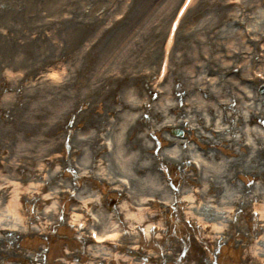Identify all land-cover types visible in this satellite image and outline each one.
Segmentation results:
<instances>
[{
	"label": "rangeland",
	"instance_id": "obj_1",
	"mask_svg": "<svg viewBox=\"0 0 264 264\" xmlns=\"http://www.w3.org/2000/svg\"><path fill=\"white\" fill-rule=\"evenodd\" d=\"M197 1L213 4L209 8L203 6L196 8L190 16L183 15L179 20L180 25L172 36L174 47L167 55L169 60L165 72L162 66L166 57V45L165 41L158 37L169 36L170 25L175 19L178 5L175 8L169 6L168 13L164 10V14L161 13L160 16L154 14L136 16V25L139 24L140 27L142 24L145 27L144 31L138 33L134 32L131 22L134 11H140L139 6L134 5L131 8L133 11L128 13L124 10L126 7L123 8L127 4L126 0H87L88 4L84 8H88L90 21L98 18L101 23L97 24L103 26L102 30L109 29L110 33H107L105 40H98L95 36L89 37L85 42L80 40V43L76 44L77 53L74 54L73 49V52L68 51L67 55L66 52L55 55L47 53L38 43L35 44L36 47L29 48L26 54L20 56L19 53L0 49V114L7 111L5 118L7 121L0 120V214L3 216L2 212L17 199L20 200V204L15 211L24 218L35 211L37 204L33 191L29 189H32L35 183H40L41 198L54 194L59 197L56 201L58 203L55 202L58 209L57 224L47 230V235L38 232L35 235L26 234L25 237L19 234V238H14L0 227L1 264H58V262L127 264L122 259V251L116 248L123 242L128 248L138 251L137 255H134L136 263L139 261L143 264H264V216L261 214L264 211V199L234 202V208H230L232 203L225 204L224 211L236 209V212L233 214L225 212L219 222L213 219L203 221L198 215L186 214L184 203L186 199L184 191L198 188L188 185L186 177L192 178L195 172L191 159L197 158L194 147L197 149L199 147L197 143L205 141L199 136L200 132L206 131L209 136L212 134L207 127L202 128L203 123L198 121L206 118L207 110L212 107L211 103H215L216 107L225 113L232 111V116L238 115L237 110H233L232 105L228 104L229 101H224L223 97L218 98L217 93H212L216 91L214 89L224 82L230 87L235 86L237 82L243 85L253 83L254 86L249 90H257V93L264 95L263 86L257 85L264 83V16L259 17L261 7L264 8V0H193L187 10L195 8L194 3ZM32 3L34 8L37 6L36 15L30 14L34 10L31 8L24 16L20 13L13 15L11 22L7 16L1 19L3 37L12 39L18 35L20 20L23 17L28 20L34 19V23L31 21L32 26L38 30L36 32L39 36L45 34L50 36L60 30L61 22L72 20L71 16H63L65 13L71 14V10L51 12V7L44 6V0H33ZM69 3H71L69 9L80 7L75 3ZM154 7L153 4L151 8ZM43 8L47 11H43ZM169 12L171 14L168 16ZM123 20L125 24L121 27L119 24ZM258 21L262 25L259 27L261 30L256 29L253 24ZM48 27L51 28L47 29ZM224 27L225 32L230 30L229 34H225L230 38L221 37L222 33L219 37L214 36L215 30ZM233 28L239 31L232 32ZM29 31L24 29L22 32L30 34ZM236 33L240 36L238 37ZM231 38L241 42L236 47L242 48L241 51H245V55L249 50L248 45H256L254 56L251 57L254 60L250 64L253 68L250 70L249 65L244 74L236 73V69L241 68V63H238L241 64L238 68L234 67L235 70L228 72L225 57L220 56L233 48ZM120 39H125V45ZM64 41V46L68 47L70 39ZM145 45L150 48L145 53H138V49ZM136 49L138 52L134 51ZM112 51L114 53H111ZM26 61L29 65L24 69L22 64ZM209 61L216 63L215 70L206 71V67H201L203 62ZM217 74L218 79H214ZM167 75H177L182 81L175 84V94L169 92ZM71 87L73 88L70 89ZM65 88L69 89V93L74 92L75 102L66 105L64 111L58 106L66 99ZM136 94V97L131 98ZM198 98L202 102L210 103H203V107L199 108ZM168 101L172 103L164 105ZM123 103L131 105L127 108H132L135 113L142 114L137 131L131 135L133 142L137 136L142 138L147 132L146 141L152 144H149L152 146L150 152L152 151L154 156L158 157L163 151L175 146L177 142L174 143L173 138H179L176 140L180 141L182 152L193 153L188 155L187 162L165 161L164 164L154 162L156 167L159 164L157 172L163 177V184L168 188L170 195L175 197L171 204L166 199L172 201L173 197H168L162 191L144 196L146 193L140 192L138 185L131 191L134 174L129 171L136 176L139 174L137 179H142L140 173L144 172L138 171L139 165L135 168L137 164H132L127 167L129 171L125 172L113 167V163L116 162L113 155L120 144H117L115 134L122 125L127 127L124 122L128 120L126 118L128 115L124 116V108L120 106ZM69 106L81 110L75 114L68 111ZM259 106L264 107V98L261 99ZM12 109L15 111V117H11ZM33 113L37 114L36 118ZM15 120L19 126L21 122L27 125V121L30 124L38 121L36 126H28L32 128L28 140L25 139L26 134L23 130L22 133L18 130V134H12ZM148 121L151 122L150 125ZM194 124L197 126H193ZM191 125L195 129L192 130ZM175 130L181 133H175ZM149 132L153 136H149ZM118 134L123 132L119 130ZM226 135L230 136L228 131L219 138ZM260 136L262 135L255 134V137ZM247 138L243 137V140H246L243 142L244 146L249 145L247 142L251 141ZM65 139H71L74 144L65 145L63 143ZM96 143L98 144L96 147L102 150V157L97 166L98 170L94 169L90 174L88 170L83 169L85 165H80L83 159L80 155L81 150L79 153L78 151L80 145ZM238 147L241 148V145ZM233 148L237 151L235 146ZM206 149L219 152L220 157H228L230 151L205 145L200 149L201 153L204 154ZM242 150L247 152L250 158L252 155L250 151L254 149L252 147L246 151ZM243 152L238 153L239 158L244 157ZM54 155H58L59 160L52 162ZM39 161L46 164L44 171L39 167ZM61 163L65 165L66 170L57 176L53 172ZM76 164H79L83 171L78 170V166L74 168ZM262 164L264 161L256 164L255 169L258 170ZM103 167L104 171L101 169ZM94 171L103 172L106 174L105 178L109 179L105 180L94 174ZM199 172L197 170V173ZM250 173V171L240 173L236 182L251 187L263 181L254 178ZM123 178H128L124 180L126 182L124 184ZM128 181L131 183L128 184ZM117 185L127 191L118 190ZM262 186L264 188V185ZM151 189L155 190L153 187ZM18 192L20 197L17 196ZM89 195L93 196L94 204L79 209L82 204L78 196ZM125 196L132 199L147 198L148 202L143 206L150 208L155 218L150 217V221L143 223L130 220L120 209L125 202ZM151 198H156L157 202ZM50 204H52L50 201H42L39 211L48 209ZM210 205L212 206V203ZM101 211L111 217L110 226L118 230L117 232L112 228L117 234L112 242L98 243L92 239L91 231L95 228L98 232L97 228L103 221L99 215ZM74 212L81 215L77 225L73 223ZM2 220L3 218H0V223ZM34 225L39 228L36 223ZM216 226L219 227L217 231ZM105 232L104 230L103 233ZM259 240L262 241L260 244ZM103 244L111 249L106 250L111 253L106 259L88 254L100 253V250L97 251L95 248ZM34 250L39 252L34 255L36 259H32V263L28 261L29 257L24 259L26 262L17 258L20 254L30 256Z\"/></svg>",
	"mask_w": 264,
	"mask_h": 264
},
{
	"label": "bare ground",
	"instance_id": "obj_2",
	"mask_svg": "<svg viewBox=\"0 0 264 264\" xmlns=\"http://www.w3.org/2000/svg\"><path fill=\"white\" fill-rule=\"evenodd\" d=\"M44 1H45L44 6L52 8L50 10L51 12H56L59 10L60 11L61 10H71V14L65 13V15L63 14L62 15L67 16V17L71 16L72 20L61 22L62 24L60 25V28H59L60 30L58 32H55L54 34H51L50 36L47 34H45V36H39L38 33L36 32L38 30L34 29L32 26V22L34 23V19L28 20L23 17L27 12H29L31 8H33L34 10L30 14L32 13H35V15L37 14V8H36L37 6L34 8V3H32L33 0H0V21L1 19L4 18V16H7L8 21L11 22L13 15L17 13H20V15L23 14L22 16L23 18L20 20L21 22L20 32H17L18 35H20L19 38H18V35H15V37L12 39L3 37L1 33L2 31H4V29L0 28V49L1 50H5V49L9 50L10 53L13 51V53H19V56H20L22 54H26V50H29V48L36 47L35 44L38 43V45L41 44L44 47L47 53H51L53 55H55V53L63 54L65 52L67 55L68 51L69 53H72L73 49H74V54H75L77 53L76 44L80 43L79 42L80 40L81 41L83 40V42H85L86 40L89 39V37L94 38V36L98 37L97 38L98 40H105V37H107V35L110 33L108 32L109 29L104 28L102 30L103 26H99L97 24V23H101L98 18H96L95 21H90V18H89L90 13L87 10L88 8H84L85 5L88 4L87 0H44ZM181 1L182 0H126L127 4L123 6V8L126 7L124 8V10H126L128 13H131L133 11V10L131 11V8L134 7V5H137L140 7V11L139 10L134 11V15L132 17L133 21L131 22L134 26V32L140 33L141 31L145 30V27H143L142 24L140 25V27H139V24L136 25V19H135L136 16H142V15L145 16V14H148L147 16L152 15V14L160 16L161 13L164 14V10H165V13H168L167 9L169 6L175 8L178 5L176 9L175 19L170 25L171 29L169 31V36L166 35V37L165 36L161 37V35H159L158 37L160 39H163L166 45L165 47L166 57H165V60L162 66V69L164 72L166 71V63L169 60L168 59L169 57L167 55L169 54V50H171L174 47L172 45L173 43L172 36L176 33L178 29V25H180L179 20L182 18L183 15L190 16L192 11H194L196 8H200L202 6L209 8V7H212V4H213V2H207V1L198 2L197 1L196 3H194L195 8L191 7L192 9L190 8V10H187L189 4H191L193 0H184L182 1L183 3H181ZM69 2L75 3L77 4V6H80V7L69 9L68 7L71 6V3ZM153 4L155 5V7L152 9L151 6H153ZM74 9H78L79 11L74 10ZM44 10L47 11L46 9L43 8V11ZM170 14L171 13L169 12L168 16ZM262 16H264V8L261 7V13L259 17H262ZM125 19L126 17L124 18V20ZM124 20L121 22V24H119V26L122 27L125 24ZM253 24L256 29H259V27L262 26L260 25V21L255 22ZM6 27L8 28L9 26H6ZM50 28L51 27H48L47 29H50ZM24 29L30 30L29 31L30 34H27V32L23 33L22 31ZM32 30H35V31H32ZM259 30H261V28ZM229 31L230 30H227L225 32V27H224L221 30H215L214 36L219 37L220 34L222 33L221 37L230 38V36L225 35V34H229ZM236 31H239V29L233 28L232 32H236ZM218 32H219V35H218ZM237 36L239 37L240 34H237ZM69 39H70L69 46L65 47L64 40L68 41ZM154 41L155 40H152V42ZM120 42L124 45L126 43L125 39H120ZM231 43H232L231 47L233 48L229 49V51L225 52L224 55H220V56L225 57L224 60L226 61L225 64L227 65L228 72L230 70H235L236 68H238L239 65L242 64L240 69L238 70L236 69V73H238L239 75L240 72L243 73L244 71H247L249 65L254 60L251 57L254 54L256 45L255 44L248 45L249 50H253V51L250 52L249 50H247V55H245L244 54L245 51H241L242 48L239 49L238 47H236L238 46V44L241 43L240 41H235L233 40V38H231ZM244 43H245V40H244ZM97 45L98 44H95V46ZM149 48H150L149 46L146 47L145 45L138 49L139 52L137 49L134 51L138 53H145V51H147V49ZM193 49H196V48H193ZM257 50H258V45H257ZM111 53H114V52L112 51ZM241 59H242V62H240ZM146 62L148 61L146 60ZM187 62H189V60ZM234 62H235V66H234ZM238 63H241V64H238ZM27 65H29L27 61L23 62L22 64L24 69L28 67ZM252 66L253 65H250L249 67L250 70ZM201 67H204V68L206 67L205 68L206 71L215 70L216 63H214L213 61H209L208 63L203 62V64H201ZM234 67L236 68L234 69ZM187 68H190V67L187 66ZM263 68H264V65H263ZM22 71L25 72V70H22ZM218 77L219 75L217 74L216 77H214V79H218ZM166 80H169L168 81L169 92L175 94V84L177 83V81L182 82L179 76L167 75ZM225 80L227 81V79ZM257 85L263 86V83L261 82V83H258ZM252 86H254L253 83H246L245 85H243L241 82H237L235 86L233 87H230L227 84V82L219 84L218 87L215 86L216 88L214 90L216 91L212 93H215V94L217 93L218 98L223 97L222 100L229 101L228 104L232 105L233 110L234 109L237 110L238 115L232 116L233 114L232 111H230L229 113H225L224 110H222L221 108H217L215 103H214L215 105L211 103L212 107L209 108V110H207L206 118H202V121H198L200 123L201 122L203 123V125L201 126L202 128L207 127V130L209 129L211 130L212 134L210 136L212 135L215 136V137L213 136L210 137L209 135H207L206 131H201L199 136L201 138H204L205 141L204 142L200 141V143H197L199 146L198 148L202 149L204 148L205 145L206 147H210L213 145L215 147H219L221 150L222 148H224L230 151L228 152L229 154L228 157L226 156L220 157L218 156L219 152L217 151H207L206 149L203 154L201 153L200 149L198 148L195 149L194 147L195 155L197 154L196 155L197 158L194 157L191 159H192V163L195 166V172L192 178L191 176L186 177V182L188 185H192L198 188L190 189V190L188 189L187 191H184L185 193L184 197L186 198L184 200L185 212L187 211L186 214L190 216L198 215L201 217L203 221L213 219L219 222V220L222 219L221 217L224 215L225 212L229 214L231 213L233 214L234 212H236L235 211L236 209L235 210L229 209L228 211H224L225 204L232 203V206L230 208H234L235 207V205L233 204L234 202H242V201L250 202V201H255L257 199H264V188L262 186L264 185V164L260 165L258 170L255 169L256 164H260L262 161H264V136H263L264 135V107L259 106V103L261 102V99L263 100L264 95L257 93V90L255 91L249 90V88ZM72 88L73 87H71L70 89ZM64 90H65L64 95H66V99H63V101L60 100L62 102L59 103L58 107L65 111L66 105L70 104L71 102H75V99H74L75 94L74 92L69 93L68 92L69 89L67 88H65ZM133 96L136 97L137 94L132 95L131 98H133ZM247 98H249V100ZM169 102L170 101L165 102L164 105L169 104ZM198 102L199 103L197 106L199 108L203 107V103H206V104L210 103V102H202L200 98H198ZM120 106L124 108L123 110L124 116L128 115L126 117L128 120L124 122V124H127V127L125 128L122 125V127H120L121 129L120 128L117 129V134H115L117 144L120 143L121 146L119 144L120 149L118 146V148H116V151L114 152L113 157H115L116 162L113 163V167L115 169L117 168L120 171L125 172V171H129L127 170L128 166H132V164L133 165L137 164L135 168H137V166L139 165L138 171L144 172V173H140L142 174V177H141L142 179L139 180L137 179L139 174L136 176L135 173H133L132 171H129L132 173V175L134 174L133 175L134 183L132 182L133 188L131 189V191H133L135 187L139 186L138 188H140L141 190L139 189L138 190L140 192L142 191V193H146V195L144 196H148L147 194L155 195L154 194L155 192L160 193V191H162L168 197L170 196L173 197L172 195H170L168 188L163 184V177L159 175L157 172V167L159 164L156 167L154 162L158 161V162L163 163L165 161H172V162L186 161L189 159V156H188L189 153L187 154L185 152H182V149L180 147V141L176 140L179 138H173L174 143L177 142L176 145L172 146L166 151H163L158 157L154 156L152 154V151L150 152V148H152V146L150 145L152 144L146 141L147 132L145 135H142V138L137 136L135 139V142H133L131 135L133 132L135 133L137 131L136 129H138V121L139 119L142 118V114L135 113L132 108L130 109L127 108V106H131L129 104L123 103ZM69 107L70 109L68 111L73 112L75 114H78V112L81 110L79 108L75 109L74 106L72 107L69 106ZM22 112L23 111H20V113ZM10 114H11V117H15V111L13 109L11 110ZM6 115H7V111L6 113L3 111L0 114V117H1L0 120L1 121L4 120L6 122L7 121L5 120ZM34 117L36 118L37 114H34ZM37 122L38 121L30 124L27 121V125H23V122H21V126H19L15 120V124L13 126L14 129L12 131V134H18V130H21V133L24 131L26 134L25 139L28 140L29 138L28 135L30 134V130L32 129V128H29L28 126L29 125L36 126ZM150 123L151 122H149L148 125H150ZM193 126H197V124H194ZM193 126L191 125L192 130L194 128ZM119 130L120 132H123V134H118ZM227 131H228V134L230 135L228 136L229 139L227 135L219 138V136L223 135L224 132H227ZM126 132L127 134H129V136L125 134ZM213 132L216 133L217 135L214 134ZM255 134H261L262 136H260V138L255 137ZM148 135L153 136L150 132L148 133ZM244 136H247L248 137L247 139L251 140L247 142L249 143V145L247 146L243 145V142H246V140H243ZM206 138L209 140H206ZM63 143H65V145L74 144L73 141H71V139L70 140L65 139ZM239 144L241 145V148L238 147ZM97 145H98L97 143L95 145L93 144L80 145L81 147L78 151L79 153L81 150L80 155H81V158L83 159V163L80 165H85L86 167H83V169L88 170L90 174L94 169L95 171L98 170L97 169L98 168L97 166L99 165L98 163L101 162L102 150H100L99 147H96ZM259 145H261V148H259ZM234 146L237 149V151L233 148ZM252 147L254 150L250 151L252 155L250 154L251 156L250 158H248L247 152H243L242 149L246 151ZM255 148H259V149L255 150ZM241 152L244 153V157L239 158L238 153H241ZM105 156L107 155L105 154ZM230 156L232 158H229ZM38 157H42V156H38ZM108 158L109 157L107 156V159ZM51 160L52 162L59 160L58 155L57 156L54 155V157L52 156ZM40 162L41 161H39V167H41V170L44 171L46 164L45 163L43 164ZM64 166L65 165L62 163L59 164V167H57L53 173H56L57 176H58V173L63 174V172L66 170ZM77 166H78V170L83 171L82 168H79V164H76L74 168H77ZM101 169L104 171V167ZM197 170L200 172L197 173ZM95 171H94V174L96 175L98 174L100 177L104 178L105 180L109 179V178L108 179L105 178L106 174H104L103 172L96 173ZM244 171H248V172L250 171L251 172L250 174L254 176V178H258L259 180L262 179L263 181L261 182L259 181L255 185L253 184V186L251 187L247 186L245 183L244 184L237 183L236 182L237 175H239L240 173ZM87 176L90 178L89 174H87ZM122 180L124 184L126 183L124 182V180H128V178H123ZM114 183H116V181ZM130 183L131 181L130 182L128 181V184ZM32 187H33L32 189L31 188L29 189L33 191L34 200L37 204L36 206L37 209L35 211H32L31 213H29V216L24 218L23 215L15 211V209H17L20 204V200L17 199V200L12 201V204L7 207L8 209L2 212L3 216L2 214H0L1 215L0 218H3L2 222L0 223V227L1 229L5 230L9 236L11 235V237L19 238L18 237L19 234L25 237L26 234L35 235L38 232H40L42 235H47L48 233L47 230L51 226L57 224L56 214H57L58 209L56 207V203L58 202L56 201L59 200L58 199L59 197H57V195L54 194V196L48 195L46 198L43 199L39 195V191L41 190L40 183L39 184L35 183V186L32 185ZM152 187L155 188L154 191H152L151 189ZM116 188L118 190L127 191L126 189H123V187L119 185H117ZM17 196L20 197L19 192ZM175 196L177 197L179 195H175ZM78 197H79L80 203L82 204V206L79 207V209H81L82 207H87V206L89 207L90 204H94L95 202L92 195H89V197H82V196H78ZM151 200L155 202L156 198L154 199L151 198ZM174 200H175V197H173V200L171 202L173 203ZM42 201H50L52 204H50L51 206L48 209L39 211ZM147 202H148L147 198L140 199L138 197V199H132L128 196H125V202L121 206L120 209L122 212H125L126 216L133 222L135 220L139 221V223L147 222L151 220L150 217L155 218V215L151 213L150 208L143 206ZM211 203H212V206L210 205ZM13 207H15L14 210L12 209ZM79 209H77V211H80ZM76 212H74L73 223L77 225L78 221L81 218V215H79ZM86 214H87V210H86ZM261 214L262 216H264V211H262ZM99 215L103 220L102 224L101 226L99 225V228H97L99 230L98 232H96L95 228H93L92 232L98 233L97 242H103L104 240H106L107 242H112L113 239L117 237V234L115 231L118 232V230L113 228V226H110V219H111L110 216L105 215V213L102 211L99 212ZM149 215H153V216H149ZM132 221H130V223H132ZM35 223L39 226V228L36 225H34ZM112 228L115 229L114 232ZM218 229L219 227L216 226L215 230L217 231ZM104 230L106 231L105 233H103ZM261 242L262 241L259 240L258 244H260ZM116 248L122 251L121 253L123 254L121 255L122 259H124L127 264H137V263L143 264L142 262H139V261L137 263L134 262V255H137L138 251L133 250L130 247L128 248L127 244H124V242L120 244L119 246H117ZM43 249L45 250V248ZM95 249L96 250L99 249L100 253L96 252L93 254L92 252L91 253L89 252L88 254L96 258H105V259H106V256L108 255L110 256L111 254L110 252H106V250L110 249V247H108L106 244L100 245L98 246V248H95ZM27 250L28 249H26V251ZM38 252H39L38 250L36 251L34 250L33 252H31L30 253L31 257L28 256L27 254L26 255L20 254L18 255L17 258L24 261V259H27L29 257L28 261L32 263V259H36L35 256L38 254ZM32 256H34V258ZM71 256L76 257L75 255H71ZM14 260L15 259H13V261ZM15 261H20V260H15ZM43 262H45L44 259H43ZM0 264H1V260H0ZM58 264H62V263L58 262Z\"/></svg>",
	"mask_w": 264,
	"mask_h": 264
}]
</instances>
